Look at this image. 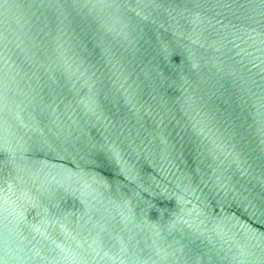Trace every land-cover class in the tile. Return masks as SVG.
<instances>
[{"label": "water", "instance_id": "obj_1", "mask_svg": "<svg viewBox=\"0 0 264 264\" xmlns=\"http://www.w3.org/2000/svg\"><path fill=\"white\" fill-rule=\"evenodd\" d=\"M0 264H264V0H0Z\"/></svg>", "mask_w": 264, "mask_h": 264}]
</instances>
